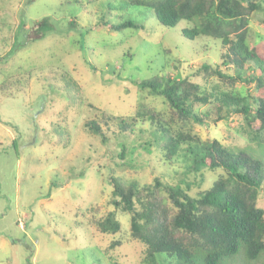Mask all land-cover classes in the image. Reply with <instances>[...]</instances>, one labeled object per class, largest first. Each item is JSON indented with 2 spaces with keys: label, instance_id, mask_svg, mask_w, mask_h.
I'll list each match as a JSON object with an SVG mask.
<instances>
[{
  "label": "rangeland",
  "instance_id": "1",
  "mask_svg": "<svg viewBox=\"0 0 264 264\" xmlns=\"http://www.w3.org/2000/svg\"><path fill=\"white\" fill-rule=\"evenodd\" d=\"M65 3L0 0V51L9 52L15 43L0 82L8 75L20 82L0 92V264H142L144 246L130 238L126 214L116 212L121 228L114 235L100 234L88 223L89 205H97L94 218L114 209L109 203V177L139 185L155 176L171 185L193 181L189 193L195 196L221 172L203 169L190 178L182 172L186 164L182 160L171 165L163 162L160 139L149 135L153 130L149 122L121 133L120 119L130 121L141 107L171 117L162 98L139 91L134 83L154 75L173 79L192 72L189 78L202 92L215 85L221 91L258 97L264 96V88L258 91L254 83L241 82L230 88L215 76L194 75L203 63L233 72L222 63L220 42L204 37L189 41L182 36V29L190 26L186 21L164 28L145 7L119 8L121 0ZM263 17L264 13L250 16L247 41L262 56ZM124 21L138 28L110 29ZM165 62L171 64L168 69ZM193 112L209 117L202 125L174 119L171 132L201 141L216 139L229 149H245L252 155L264 153L263 145L252 141L242 115L232 113L218 120L223 113L216 115L210 104H194ZM90 120L100 124L107 137L104 144L88 134L85 123ZM146 142L151 149H144ZM121 146L125 148L122 159L118 157ZM258 207L264 211V183ZM113 241L120 245L110 249ZM240 253L231 256L228 264H264V252L250 263ZM163 264L175 261L164 257Z\"/></svg>",
  "mask_w": 264,
  "mask_h": 264
},
{
  "label": "trees",
  "instance_id": "2",
  "mask_svg": "<svg viewBox=\"0 0 264 264\" xmlns=\"http://www.w3.org/2000/svg\"><path fill=\"white\" fill-rule=\"evenodd\" d=\"M65 2L70 5L78 0ZM127 6L149 9L164 28H173L179 21L188 22L190 26L183 28L181 34L189 41L204 37L221 43L224 53L220 58L233 75L206 63L194 75L203 79L215 76L230 88L237 82L254 83L258 91L264 88V56L247 42L249 18L253 13H264V2L261 5L256 0H121L119 8ZM260 24L264 25V17ZM126 28L138 26L130 21L110 26L113 31ZM16 37L18 34L13 39ZM14 44L9 52L0 51V74L3 64L13 56ZM169 65L165 62L166 68ZM173 66L176 68V64ZM255 70L258 75L254 74ZM191 73L173 79L154 75L134 83L139 91L162 98L171 117L166 119L160 112L141 107L130 121L120 119L118 127L121 133L132 132L134 125L149 122L153 128L149 135L160 139L157 145L164 152L163 162L171 165L174 160H182L186 163L182 172L190 178L203 169L221 174L195 196L189 193L193 181L171 185L155 176L148 184L139 185L125 184L110 176L109 203L114 209L101 218H94L97 205H89L88 223L100 234L114 235L121 228L116 212L126 214L130 238L144 246L142 264H163L164 257L172 258L175 264H228V259L239 252L250 263L264 252V211L258 207L259 191L264 183V153L252 155L245 149H229L216 139L201 141L184 132L172 133L169 124L177 119L202 125L209 114L198 116L193 112V105L210 104L216 115L223 113L217 116L218 120L232 113L242 115L252 132V141L264 147V96H241L233 90L221 91L215 85L202 92L200 85L190 80ZM17 84L20 82L14 75L4 76L0 92L16 88ZM77 97L82 102L81 94ZM85 128L103 144L107 141L95 120L85 123ZM146 143L144 149H151L150 142ZM64 144L67 146V139ZM124 152L121 146L120 159ZM119 245V241H113L109 247Z\"/></svg>",
  "mask_w": 264,
  "mask_h": 264
}]
</instances>
